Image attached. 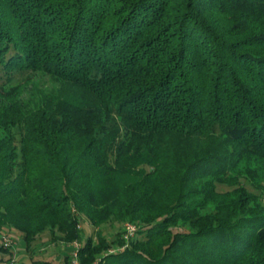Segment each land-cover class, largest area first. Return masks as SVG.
Returning a JSON list of instances; mask_svg holds the SVG:
<instances>
[{
	"label": "trees",
	"instance_id": "obj_1",
	"mask_svg": "<svg viewBox=\"0 0 264 264\" xmlns=\"http://www.w3.org/2000/svg\"><path fill=\"white\" fill-rule=\"evenodd\" d=\"M19 72L53 84L6 89ZM245 158L264 164V0H0L1 240L114 218L136 235L96 229L81 264H264L261 196L217 186Z\"/></svg>",
	"mask_w": 264,
	"mask_h": 264
},
{
	"label": "rangeland",
	"instance_id": "obj_2",
	"mask_svg": "<svg viewBox=\"0 0 264 264\" xmlns=\"http://www.w3.org/2000/svg\"><path fill=\"white\" fill-rule=\"evenodd\" d=\"M1 82L6 84V89L8 90L16 87L23 88V91L24 89L31 88L34 83L39 84V86L41 85L40 87L51 86L53 84L51 76L41 72H19L15 74L11 81H8L5 76L1 79ZM22 90H17V93ZM124 139L126 140L125 134ZM163 159L166 160V158ZM234 173H236L233 178V181L236 180V184L233 183L235 186L229 185L230 183L222 184L218 182V190L222 191V193H226L235 187L238 188L243 185L247 187L250 193L257 194L259 197L261 196L260 201L264 205V164L258 160H248L245 158ZM160 196L161 193L156 194L154 200L158 202ZM79 227L81 229L80 239H76L72 242H66L61 239L56 240L55 238L58 236L54 238L51 230L47 228L36 237L35 241H33L30 246L26 245L24 234L21 231L10 228L11 230H4V232L13 234L14 243L8 249L9 251L13 250L12 255L16 257L18 264H34V260L38 259L49 260L52 264H70V259L72 260L73 258H77L81 264L79 248L83 241H85V238L94 234L96 229H99L109 239L113 238L117 232L123 231L128 237L126 242V245H128L130 238L136 235L138 224L130 220L116 221L114 218H111L106 223L96 228L85 216H81ZM130 228H133V230L130 231ZM2 232L3 231H0V234H2ZM56 233L61 235L57 229ZM1 242L2 240L0 239V247L2 245ZM118 249L119 246L115 244L110 247L109 251L113 252ZM75 253H78V256H75ZM8 256L9 254L6 251L0 249V264H4V259ZM97 262L98 261L94 262V264H98Z\"/></svg>",
	"mask_w": 264,
	"mask_h": 264
},
{
	"label": "built area",
	"instance_id": "obj_3",
	"mask_svg": "<svg viewBox=\"0 0 264 264\" xmlns=\"http://www.w3.org/2000/svg\"><path fill=\"white\" fill-rule=\"evenodd\" d=\"M129 230L131 231V230H133V228H130ZM2 242H3V244L6 247L12 246L13 243H14V237H13V235L11 233L4 234L3 237H2ZM77 254L78 253H75V256H78ZM4 264H18V263H17L16 257H12L9 260H7L6 262H4ZM70 264H80V263H79V261H78L77 258H73L71 260V263Z\"/></svg>",
	"mask_w": 264,
	"mask_h": 264
}]
</instances>
